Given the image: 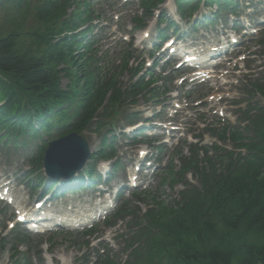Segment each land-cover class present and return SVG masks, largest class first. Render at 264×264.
<instances>
[{
	"label": "trees",
	"instance_id": "obj_1",
	"mask_svg": "<svg viewBox=\"0 0 264 264\" xmlns=\"http://www.w3.org/2000/svg\"><path fill=\"white\" fill-rule=\"evenodd\" d=\"M162 1L141 0V8L146 12ZM202 3L222 10L236 1L176 0L181 16H191ZM90 5V0H0V141L26 145L38 139L32 162L39 167L45 138L110 128L115 108L151 91L149 82L124 88L115 75L99 73ZM84 25L88 28L78 31ZM127 64L123 58L122 69ZM63 76L71 79L66 88ZM250 85L264 98V79ZM241 121L243 127L210 129L232 149L194 144L190 155L180 153L178 169L166 170L163 185L167 179L171 187L184 185L178 199L152 196L142 216L124 203L116 218L133 221L123 235L127 259L116 262L105 255L95 264H264V105L247 101ZM115 138L103 134L99 158L115 156ZM85 169L93 174L91 164ZM141 195V201L149 197Z\"/></svg>",
	"mask_w": 264,
	"mask_h": 264
},
{
	"label": "rangeland",
	"instance_id": "obj_2",
	"mask_svg": "<svg viewBox=\"0 0 264 264\" xmlns=\"http://www.w3.org/2000/svg\"><path fill=\"white\" fill-rule=\"evenodd\" d=\"M248 1L237 0L239 7L235 11L236 14L226 10L219 15L220 19L217 23L204 24L202 18L204 15H209L210 9L200 7L191 20L180 21L176 14L174 0H167L158 5L159 10L156 11L155 15L151 18H145L146 28L136 32L134 30L136 23L134 19L140 17L137 16V13L140 14V0H130L125 5L122 0H93V9L102 18L99 23L95 22L94 38L97 40L96 46L99 49L96 53L106 54V59L102 63L110 72L116 71L115 65L121 60L122 52L131 51L133 55H131L133 57L130 63L131 66L144 63L146 68L153 69L155 75L165 70L166 74L170 72L168 77L173 79L170 82L159 83L157 92L160 93L167 89L169 92L166 96L154 101L148 100L144 96L139 98L137 105L123 107L120 109L122 112L120 110L115 111L114 116L117 122H113L116 125L113 133L117 136L115 147L119 170L114 176L113 184L121 183L124 186L122 187V197L113 199L114 204L119 205L121 200L128 201L134 206V210L142 215L152 204L153 197L166 202L178 198L183 185L180 184L175 188L171 187L170 179H167L166 184H162L164 169H167L171 159L173 160L171 165L178 168L180 165L178 160L180 155L178 154L183 152L185 155H190L188 149L191 144L198 140L195 138L196 135L204 136L202 144L209 146L214 144L216 139L206 132L205 128L207 126L211 127L212 123L217 126L222 125L224 122L238 124L239 118L237 119V117L240 116L241 111L246 106L245 100L251 99L252 102L264 104V99L260 95L251 92L246 93L245 89L248 83V76L245 74L250 72L247 69L248 67L253 70L252 72H257L254 78H264V56L259 55L264 51L262 45V41H264V0H253L250 3ZM169 18H173L180 23L178 26L180 29L177 32L186 33L188 31L186 35H192L190 40L194 37H203L205 32L210 39L215 40V38L220 37L224 29L236 24V30H231L229 33L236 31L241 43L236 46L237 55L231 57V60L223 61V69L219 70V74L224 73V76H221L218 80L219 83L222 84L224 80L229 82L221 89L222 91L215 92L216 89L210 88L211 84L197 86L199 85L198 82H191L188 79L192 75L186 76L182 70L173 73L172 66L165 65L164 61L157 62L154 65L155 69L149 66L160 54L158 52L153 58L149 56L153 50L151 44L157 41L156 37L159 35V29H163L167 35L171 33L172 28L171 30L170 27L167 29ZM160 21H163V23L160 24ZM195 22L196 26L194 28ZM249 24H251V27L248 28ZM147 29L151 32L149 44H140L138 41L141 40L142 33ZM211 31H213V34ZM187 38L189 39V36ZM132 73L128 70H117L115 74L121 84H127ZM162 74L164 75V73ZM140 78H143V76H140ZM181 79H187L185 84H182L183 80ZM70 82V78L66 76L62 78L64 87ZM186 90L188 91L186 92ZM222 96L224 99L218 101V98ZM234 103H242V105L237 107ZM135 112V119H138V115L141 119L149 116L150 123H147V121L143 123L142 127H146L142 128L141 135L139 138L132 140L128 139V135L124 133L127 130L124 115L127 116ZM163 125L167 128H164ZM100 133V131H85L82 133L88 140L93 152L101 144L102 133ZM154 138H160L159 143L164 144L163 147L160 146L162 147L161 151H156L153 144L148 142ZM144 142H148L150 145L146 146ZM142 148H146L152 154V165L137 174L139 185L134 189H130L127 186L126 173L135 172L133 164L138 163V150ZM8 150H10L9 153ZM18 150L12 145L5 147L0 143V171H11L13 173V170L22 168L33 173L31 166L25 164V152L22 149ZM29 153L31 154L33 151H29ZM158 157L162 162L158 163ZM97 162H95V158L91 161L95 164ZM99 163L96 165L97 170L100 168ZM145 170H149L150 173L146 174ZM18 177L21 178V175L18 174ZM187 178L191 179L190 175ZM31 180L36 182L35 175L31 176ZM97 190L98 187H95V190L90 187L79 192H69L64 198H68L76 204L84 203V199L86 197L91 199L90 195H93L94 191ZM133 191H147L150 192V196L146 197L144 202L138 201L131 194ZM7 211L10 212V210ZM2 217L3 214L0 215V230L1 226H5L6 217ZM128 221L129 218H126L124 221H119L116 227L110 228L103 219L93 224L99 232L97 231L91 236H85L82 233L84 225L59 228L56 231L43 234H30L25 240L27 244H19L17 248L12 243H19V241L15 240L10 232L8 234L7 231H0V233H3L0 234V261L6 264H15V261L19 264L24 261L28 264H93L99 255L103 256L105 254H108L109 259L123 261L126 259V254L123 252L125 243L121 234L127 233L126 223ZM98 233L99 236H102L100 240L98 239ZM4 235L6 237L3 243L1 237ZM88 240L91 244L87 246L85 241ZM16 250L20 253H16ZM61 255L69 257V261H61Z\"/></svg>",
	"mask_w": 264,
	"mask_h": 264
},
{
	"label": "water",
	"instance_id": "obj_3",
	"mask_svg": "<svg viewBox=\"0 0 264 264\" xmlns=\"http://www.w3.org/2000/svg\"><path fill=\"white\" fill-rule=\"evenodd\" d=\"M90 155L87 140L77 133H70L49 143L44 165L57 177H68L80 170Z\"/></svg>",
	"mask_w": 264,
	"mask_h": 264
},
{
	"label": "bare ground",
	"instance_id": "obj_4",
	"mask_svg": "<svg viewBox=\"0 0 264 264\" xmlns=\"http://www.w3.org/2000/svg\"><path fill=\"white\" fill-rule=\"evenodd\" d=\"M147 31L148 30H145V32L142 34L141 38H143L145 36V34L147 33ZM196 57H198V55H196ZM202 61H204V60H202ZM209 67H210L209 65L208 66H205V67H202L201 71H199V74L201 76H204L205 77V79H206L205 81L207 82V84H209V82H210V78L207 75H210L211 74L210 73L211 71L207 70V68H209ZM145 151H146V149L143 148L142 153H144ZM98 212H99V210L95 211V213L92 212V211H90L89 213H86L85 217L77 220V223H80V224H87V223H89V221H91V219H95V217H97L96 215L98 214ZM60 260L63 261V262H68L69 261V257H67L65 255L64 256L61 255ZM0 263L1 264H4L1 261H0Z\"/></svg>",
	"mask_w": 264,
	"mask_h": 264
}]
</instances>
